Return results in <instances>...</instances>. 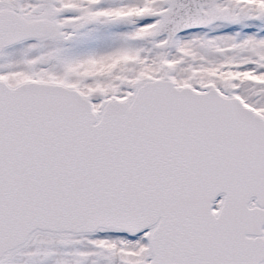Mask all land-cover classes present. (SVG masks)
<instances>
[{
    "label": "snow or ice",
    "instance_id": "snow-or-ice-1",
    "mask_svg": "<svg viewBox=\"0 0 264 264\" xmlns=\"http://www.w3.org/2000/svg\"><path fill=\"white\" fill-rule=\"evenodd\" d=\"M0 264H264V0H0Z\"/></svg>",
    "mask_w": 264,
    "mask_h": 264
}]
</instances>
